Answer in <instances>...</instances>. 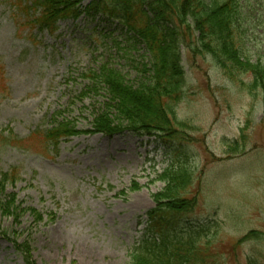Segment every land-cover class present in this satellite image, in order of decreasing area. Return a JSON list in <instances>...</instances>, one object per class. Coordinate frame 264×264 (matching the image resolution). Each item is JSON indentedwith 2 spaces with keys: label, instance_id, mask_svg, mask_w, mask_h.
<instances>
[{
  "label": "rangeland",
  "instance_id": "374dc122",
  "mask_svg": "<svg viewBox=\"0 0 264 264\" xmlns=\"http://www.w3.org/2000/svg\"><path fill=\"white\" fill-rule=\"evenodd\" d=\"M242 1L246 56L264 63V0ZM30 3L0 0V264H25L12 242L28 245L34 264H137L149 213L171 206L156 195L178 158L192 176L170 214H185L152 232L205 228L193 264H264V99L250 93L251 78L228 77L183 45L181 97L169 111L176 133H95L107 95L89 93L88 76L108 63L136 86L144 45L123 20L84 11L87 1L53 29L39 28ZM65 122L78 133L56 150L45 131ZM9 172L16 178L5 182Z\"/></svg>",
  "mask_w": 264,
  "mask_h": 264
},
{
  "label": "trees",
  "instance_id": "16d2710c",
  "mask_svg": "<svg viewBox=\"0 0 264 264\" xmlns=\"http://www.w3.org/2000/svg\"><path fill=\"white\" fill-rule=\"evenodd\" d=\"M86 1L88 5L84 11L123 20L133 37L144 45L145 53L140 63L145 77L136 86L108 63L101 64L96 74L88 76L92 85L89 93L103 86L107 95L104 109L92 122L93 132L109 137L125 132L156 139L173 136L176 122L170 119L169 111L175 110L181 97L184 73L180 67V50L183 45L210 56L228 77L234 72L247 74L251 78L250 93L259 91L264 99V63H253L246 56L245 45L248 43L243 32L245 12L242 0H27L32 5L29 9L39 8L35 19L39 28L51 29L67 11H80ZM68 125L59 123V126L45 131V137L54 149H58L60 141L78 133L72 132ZM231 144L235 150L243 146L239 139ZM189 166L186 159L178 158L162 172L164 188L156 197H159V204L171 206H160L149 213L150 236L133 252L135 263L193 264L201 260L198 244L205 228L190 229L183 238L162 234L160 229L159 238L156 232H152V227L161 225L163 219L171 220L185 214L170 213L173 208L183 206L176 207L172 202L183 200L182 193L192 176ZM10 171L19 174L17 169ZM11 172L4 173L5 182L16 178ZM18 209L19 213L24 212L19 206ZM12 244L23 255L25 264H34L26 253L28 245Z\"/></svg>",
  "mask_w": 264,
  "mask_h": 264
}]
</instances>
